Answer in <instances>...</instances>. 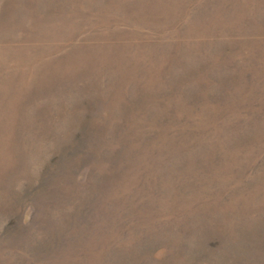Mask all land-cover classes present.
Here are the masks:
<instances>
[{
	"label": "rangeland",
	"instance_id": "rangeland-1",
	"mask_svg": "<svg viewBox=\"0 0 264 264\" xmlns=\"http://www.w3.org/2000/svg\"><path fill=\"white\" fill-rule=\"evenodd\" d=\"M0 264H264V0H0Z\"/></svg>",
	"mask_w": 264,
	"mask_h": 264
}]
</instances>
